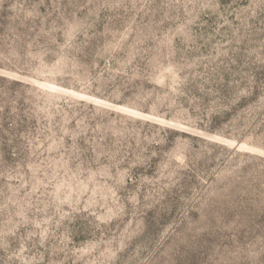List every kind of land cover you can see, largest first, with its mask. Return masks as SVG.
<instances>
[{"label":"rangeland","instance_id":"obj_1","mask_svg":"<svg viewBox=\"0 0 264 264\" xmlns=\"http://www.w3.org/2000/svg\"><path fill=\"white\" fill-rule=\"evenodd\" d=\"M0 264H264V0H0Z\"/></svg>","mask_w":264,"mask_h":264}]
</instances>
